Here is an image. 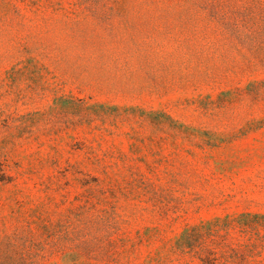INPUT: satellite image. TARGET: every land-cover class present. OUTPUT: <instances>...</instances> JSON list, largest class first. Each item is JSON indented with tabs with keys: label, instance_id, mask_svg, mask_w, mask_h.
<instances>
[{
	"label": "rangeland",
	"instance_id": "374dc122",
	"mask_svg": "<svg viewBox=\"0 0 264 264\" xmlns=\"http://www.w3.org/2000/svg\"><path fill=\"white\" fill-rule=\"evenodd\" d=\"M0 264H264V0H0Z\"/></svg>",
	"mask_w": 264,
	"mask_h": 264
}]
</instances>
